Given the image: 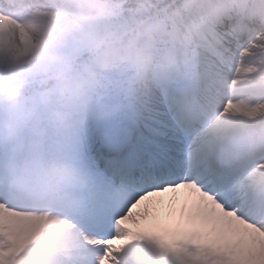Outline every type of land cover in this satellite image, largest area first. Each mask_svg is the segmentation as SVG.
I'll return each mask as SVG.
<instances>
[{
	"label": "snow or ice",
	"instance_id": "6c2138e0",
	"mask_svg": "<svg viewBox=\"0 0 264 264\" xmlns=\"http://www.w3.org/2000/svg\"><path fill=\"white\" fill-rule=\"evenodd\" d=\"M39 8L0 0V44L17 29L26 35L21 17ZM145 8L167 51L150 85L172 98L190 142L117 179L86 178L67 162L69 143L57 195L0 170V264H125L136 242L151 247L153 264H264V33L212 0ZM165 205L179 214L163 217Z\"/></svg>",
	"mask_w": 264,
	"mask_h": 264
},
{
	"label": "clouds",
	"instance_id": "9594fccd",
	"mask_svg": "<svg viewBox=\"0 0 264 264\" xmlns=\"http://www.w3.org/2000/svg\"><path fill=\"white\" fill-rule=\"evenodd\" d=\"M0 44V142L14 154L0 170L21 186L61 193L64 147L83 120L106 115L123 84L150 88V74L167 55L146 0H37ZM231 10L233 23L264 33V0H212ZM246 6V7H245ZM7 8V5H5ZM133 209H130L131 213Z\"/></svg>",
	"mask_w": 264,
	"mask_h": 264
},
{
	"label": "rangeland",
	"instance_id": "374dc122",
	"mask_svg": "<svg viewBox=\"0 0 264 264\" xmlns=\"http://www.w3.org/2000/svg\"><path fill=\"white\" fill-rule=\"evenodd\" d=\"M116 96L118 97L116 107L118 114L114 117L117 123H113L115 120L112 119L110 111L106 115H89L82 123L83 129H87L88 125L98 129L100 132L99 142L102 144H106L105 139L109 136H117L128 145H133V137H137L138 131L145 126L150 127L149 125H152L151 129L160 133L166 141H173L178 149L182 150L190 142V138L178 123L179 115L172 98L163 89L150 86L146 91L135 90L125 83L115 91L110 102L116 99ZM91 142V140L85 139L84 149L75 151L74 156L67 162L86 178L115 179L111 168L106 170V165L102 166V161L94 162L91 159L93 155L90 149ZM13 154V148L8 143L0 142V161L10 158ZM173 212L179 214V205L171 208L165 205L161 209L163 217H167ZM137 248H139L138 252H136ZM133 258L139 264H153L154 253L146 243L136 242L125 252V264H128V261Z\"/></svg>",
	"mask_w": 264,
	"mask_h": 264
},
{
	"label": "trees",
	"instance_id": "16d2710c",
	"mask_svg": "<svg viewBox=\"0 0 264 264\" xmlns=\"http://www.w3.org/2000/svg\"><path fill=\"white\" fill-rule=\"evenodd\" d=\"M81 125L79 126L78 130H77V133H76V138H75V141H74V144L80 149V150H83L84 148V140H85V134L82 132L81 130ZM146 133L149 135V136H152V141L148 142L145 137L142 135L141 133V137L142 139L139 141V145L141 146L140 148H138L140 151H145V147L149 148V149H154L156 150L157 152H159L160 155L163 156V158H168L170 157L171 155L174 154V152L176 151V147L175 146V143L173 141H169V143H165L163 145H160L159 141L161 140H164L166 142L165 139H163L159 134L158 132H154V131H151L149 130L148 128H146ZM86 137L87 139L91 140L93 138V133L91 131V129H88V131L86 132ZM119 162V161H118Z\"/></svg>",
	"mask_w": 264,
	"mask_h": 264
},
{
	"label": "bare ground",
	"instance_id": "6f19581e",
	"mask_svg": "<svg viewBox=\"0 0 264 264\" xmlns=\"http://www.w3.org/2000/svg\"><path fill=\"white\" fill-rule=\"evenodd\" d=\"M139 248L136 249V252H138Z\"/></svg>",
	"mask_w": 264,
	"mask_h": 264
}]
</instances>
